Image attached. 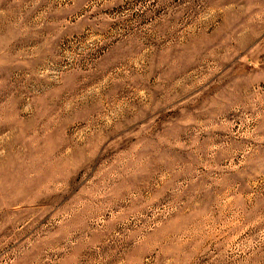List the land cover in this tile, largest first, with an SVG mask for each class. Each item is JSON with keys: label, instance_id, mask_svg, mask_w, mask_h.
<instances>
[{"label": "rangeland", "instance_id": "374dc122", "mask_svg": "<svg viewBox=\"0 0 264 264\" xmlns=\"http://www.w3.org/2000/svg\"><path fill=\"white\" fill-rule=\"evenodd\" d=\"M0 264H264V0H0Z\"/></svg>", "mask_w": 264, "mask_h": 264}]
</instances>
